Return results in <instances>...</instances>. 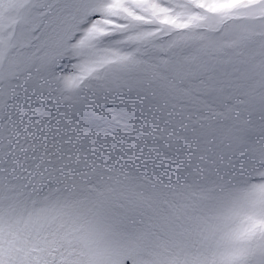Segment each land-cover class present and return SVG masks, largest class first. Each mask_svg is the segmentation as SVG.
<instances>
[{
	"label": "snow or ice",
	"instance_id": "1",
	"mask_svg": "<svg viewBox=\"0 0 264 264\" xmlns=\"http://www.w3.org/2000/svg\"><path fill=\"white\" fill-rule=\"evenodd\" d=\"M0 264H264V0H0Z\"/></svg>",
	"mask_w": 264,
	"mask_h": 264
}]
</instances>
